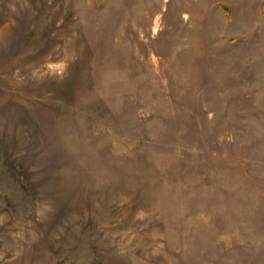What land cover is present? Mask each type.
<instances>
[{"label": "rangeland", "instance_id": "rangeland-1", "mask_svg": "<svg viewBox=\"0 0 264 264\" xmlns=\"http://www.w3.org/2000/svg\"><path fill=\"white\" fill-rule=\"evenodd\" d=\"M0 264H264V0H0Z\"/></svg>", "mask_w": 264, "mask_h": 264}]
</instances>
